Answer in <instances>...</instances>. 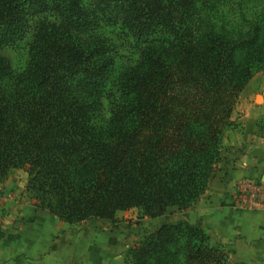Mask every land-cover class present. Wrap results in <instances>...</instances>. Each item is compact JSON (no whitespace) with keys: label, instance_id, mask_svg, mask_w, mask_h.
I'll list each match as a JSON object with an SVG mask.
<instances>
[{"label":"trees","instance_id":"1","mask_svg":"<svg viewBox=\"0 0 264 264\" xmlns=\"http://www.w3.org/2000/svg\"><path fill=\"white\" fill-rule=\"evenodd\" d=\"M209 1L0 0V48L26 43L28 54L21 70L0 54V180L23 170L35 206L70 225L190 208L221 160L240 93L264 68V14L232 37L202 11ZM226 262L183 219L124 255Z\"/></svg>","mask_w":264,"mask_h":264},{"label":"crops","instance_id":"2","mask_svg":"<svg viewBox=\"0 0 264 264\" xmlns=\"http://www.w3.org/2000/svg\"><path fill=\"white\" fill-rule=\"evenodd\" d=\"M230 121L205 193L171 223L183 219L200 227L224 249L226 264H264V209L248 212L234 204L238 183H264V71L244 87ZM31 200L11 199L0 214V264H124L117 263L114 240L74 231L82 224L64 223Z\"/></svg>","mask_w":264,"mask_h":264},{"label":"rangeland","instance_id":"3","mask_svg":"<svg viewBox=\"0 0 264 264\" xmlns=\"http://www.w3.org/2000/svg\"><path fill=\"white\" fill-rule=\"evenodd\" d=\"M203 6L202 11H207L211 15L215 29L232 37H237L240 33L246 31L249 24H252L264 14V0H210L209 3ZM0 54L9 60L14 70H21L27 63L26 43H22L13 49L0 48ZM120 55L127 57L129 52L121 51ZM119 61L120 63L125 62L124 59H119ZM262 71H264V68ZM25 184L26 173L23 170L10 169L7 172L6 176L0 180V185L4 186L2 192L11 194V196H7L4 208L5 204L11 199L17 200L14 202L15 204L23 200L27 202L31 200V195L24 192ZM185 211L170 208L161 218L150 219L143 216L140 209H132L118 212L116 214L117 219L114 222L93 219L82 223V225H76L73 230L84 233L90 231L95 233L94 235L98 236V239L114 240L117 245L115 258L119 259L117 263H120L121 259H124V254L129 246L135 244L145 232L155 229L162 223H171Z\"/></svg>","mask_w":264,"mask_h":264},{"label":"built area","instance_id":"4","mask_svg":"<svg viewBox=\"0 0 264 264\" xmlns=\"http://www.w3.org/2000/svg\"><path fill=\"white\" fill-rule=\"evenodd\" d=\"M7 195L0 189V214L4 210ZM234 204L237 208L252 212L264 209V183L260 180H244L236 185Z\"/></svg>","mask_w":264,"mask_h":264}]
</instances>
